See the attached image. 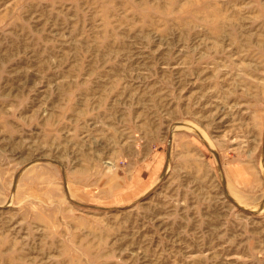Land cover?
Returning <instances> with one entry per match:
<instances>
[{"label":"rangeland","instance_id":"rangeland-1","mask_svg":"<svg viewBox=\"0 0 264 264\" xmlns=\"http://www.w3.org/2000/svg\"><path fill=\"white\" fill-rule=\"evenodd\" d=\"M0 264H264V0H0Z\"/></svg>","mask_w":264,"mask_h":264}]
</instances>
